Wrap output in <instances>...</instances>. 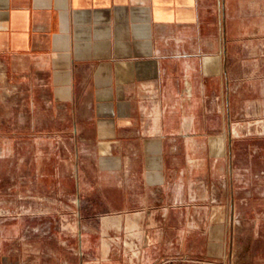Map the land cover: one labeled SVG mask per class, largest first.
Here are the masks:
<instances>
[{"label":"crops","instance_id":"0c3cea01","mask_svg":"<svg viewBox=\"0 0 264 264\" xmlns=\"http://www.w3.org/2000/svg\"><path fill=\"white\" fill-rule=\"evenodd\" d=\"M213 2L221 33L222 0ZM206 24L210 36L212 0H0V131L6 101L16 98L25 102L24 116H42L50 133L59 119L66 144L75 139L79 149L61 174L56 143L40 150L33 140V154L13 156L10 141H2L1 206L19 214L0 221V264H121L120 245L108 236L117 223L90 228L76 203L78 218L65 229L28 231L39 221L27 212L58 195L138 220L157 213L162 226L179 195L185 252L173 264L184 257L264 264L263 146L255 175L261 200L246 199L254 191L242 188L238 219L212 216V165L229 164L233 149L223 140L212 150V81L222 94L225 48L202 50ZM225 208L238 210L234 202Z\"/></svg>","mask_w":264,"mask_h":264},{"label":"rangeland","instance_id":"374dc122","mask_svg":"<svg viewBox=\"0 0 264 264\" xmlns=\"http://www.w3.org/2000/svg\"><path fill=\"white\" fill-rule=\"evenodd\" d=\"M220 13L221 33H219L218 8L212 0L213 25L210 36L207 24L202 29L201 47L203 51L208 47L225 48L222 94L218 93L219 84L212 81V88L217 92L216 99L212 98V150H216L214 144L223 140L231 141L233 150L229 164L222 161L212 165V216L219 221L226 219L231 221L242 214L238 207L244 196L241 194L242 188L254 191L246 196V199L250 197L255 203L261 200V196L256 192L260 185L255 175L262 164L259 151L262 146L264 147V0H222ZM205 103L208 107L209 102L205 101ZM24 104V101L16 98L6 101L3 108L4 121L3 129L0 131V146L3 144L2 141L9 140L10 152L16 156L18 153L33 154L30 144L33 140L40 141L41 144H37L41 146L40 150L49 142L56 143L57 171L63 174L70 153L73 152L75 155L79 150L74 145L75 139L70 148V144H66L69 141V133L64 131L65 128L59 119L56 133H50L47 128L44 129L45 121L42 116L40 121L34 114L24 116L25 112L28 113ZM23 124L25 131H22ZM18 128L21 131L18 132ZM23 141L25 148H22ZM202 154H204L203 148ZM225 181L226 189H224ZM57 185L63 186V184ZM1 194L2 192L0 221L16 218L18 211L1 206L2 199L6 198ZM187 198L188 203L196 200L193 196ZM10 199L16 200V197L10 196ZM233 202L238 210L228 212L225 206ZM37 203L41 204L38 212H27L34 214L39 221V225L34 229H28L31 233L46 235L50 229H54L53 226L64 229L68 227L67 222L75 221L79 215L75 203L82 211L80 214L89 220L90 228L96 226L95 223L105 222L107 219H111L110 226L117 223L118 228L109 229L108 236L116 238L120 245L121 264H173L177 263L179 254L185 252L184 244L178 241L182 234L176 227L181 217L177 207L182 204L179 195L169 201L170 208L164 216L167 222L163 226L156 221L160 218L157 213L153 214L152 221H147L146 218L138 220L137 215L133 216L129 212L120 215L104 206L94 210L85 198H79L78 201L75 199L72 202L70 198L65 199V196L58 195L56 201L51 199V203L43 197L37 200ZM71 203L74 205L72 212L68 210L70 208H66V206L70 207ZM42 205L46 206V210ZM48 206L57 211L54 212L52 208L49 211ZM204 215L208 218L209 213L205 212ZM152 224L154 226H151ZM190 229L192 228L188 226L185 228V230ZM192 246L198 249L203 245L194 243Z\"/></svg>","mask_w":264,"mask_h":264},{"label":"built area","instance_id":"2783aa9c","mask_svg":"<svg viewBox=\"0 0 264 264\" xmlns=\"http://www.w3.org/2000/svg\"><path fill=\"white\" fill-rule=\"evenodd\" d=\"M183 261V264H226V263H218V262H204L197 258H190V257H184L181 259Z\"/></svg>","mask_w":264,"mask_h":264}]
</instances>
